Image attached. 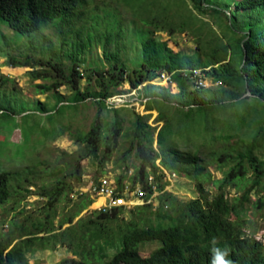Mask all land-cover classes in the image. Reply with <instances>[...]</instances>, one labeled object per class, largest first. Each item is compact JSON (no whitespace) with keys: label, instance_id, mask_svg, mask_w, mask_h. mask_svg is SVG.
I'll use <instances>...</instances> for the list:
<instances>
[{"label":"trees","instance_id":"obj_1","mask_svg":"<svg viewBox=\"0 0 264 264\" xmlns=\"http://www.w3.org/2000/svg\"><path fill=\"white\" fill-rule=\"evenodd\" d=\"M120 3L133 16L134 25L139 21L146 27L134 30L139 52L131 62L127 54L132 43L127 39L125 23L116 13L107 12L102 20L97 8L93 13L86 9L90 5L88 0H0V24L13 35L38 37L43 55L36 57L32 50L37 48L32 45L29 48L32 53L11 56L6 48L19 44L0 31V56L6 58L9 67L29 68L27 74L32 81L51 78L50 84L36 87L43 93L52 91L50 96L55 101L47 106L23 98L21 108L16 110L19 95L5 92V86L12 81L0 74V98L14 96L13 106L0 101V117L25 114L26 118L56 122L57 116L75 111L87 101L99 112L115 114L112 120H102L97 113L88 131L72 134L80 150L63 163L64 167L54 169L46 165L39 170V162L0 172L1 208L19 194H30L29 188L35 186L41 175L56 178L54 184L40 186L35 192L47 201L40 209L41 216L30 221V227L13 223L10 230L0 233V264H28L29 255L35 251L58 247L70 249L73 257L55 264H213L214 250L226 252L224 258L229 264H264V243L243 231L247 206L257 210L264 207V199L259 196L260 189H264V160L256 162L255 158L264 146V27L261 25L264 0H120ZM205 16H210L213 23L206 21ZM76 23L80 25L73 29ZM49 27L56 28L63 37L58 48L54 49L43 34ZM83 31L86 39L82 43L78 38ZM157 32L168 36L190 35L194 38V52H174L167 41L155 35ZM67 45L70 49L64 50ZM97 48L101 57L88 61L87 56ZM82 66L85 74L79 72ZM197 69H207L204 74L219 85L194 88L190 73ZM160 73L171 75L183 106L159 98L157 92L161 88L150 82ZM82 80L85 85L80 84ZM64 84L68 95L58 90ZM124 84L129 92L140 87L146 90L141 100L145 111H156L157 121L163 122L156 135L157 150L153 148L156 128L147 124V116L133 112L131 128L124 131L117 117L119 110L115 103L108 102L123 94ZM247 93L252 96H246ZM251 99L257 105L252 109L251 121L248 124L241 121L237 131L244 127L246 131L236 146L219 152L211 150L205 156L198 150L183 151L175 147L174 137L179 136L173 130L171 117L184 113L190 116L216 107L225 111L229 105ZM164 106L174 114L167 115ZM56 133L54 128L53 137ZM233 137L235 134L227 133L224 139L229 141ZM120 139H126L129 148L122 153L117 166L123 167L122 174L115 178L119 184L126 180L133 186L138 182L149 192L145 202L133 210L87 211L86 216L74 223L93 203L89 195L82 194L55 223L57 204L64 195L73 194L68 177L80 183V162L87 158L92 163L108 160L120 146ZM132 150L139 164L128 176L126 160ZM211 165L223 175L212 182L216 191L213 195L206 188ZM163 170L192 181L197 197L179 202L164 192L167 183H162ZM148 177L153 178L155 192L159 194L161 204L156 210L148 202L153 191L147 185ZM230 189H235L237 195L230 196ZM251 195H257L254 201ZM187 221L194 225L197 239L181 245L178 227ZM64 225L67 227L63 228ZM155 242L159 247L147 256L140 253L142 245Z\"/></svg>","mask_w":264,"mask_h":264},{"label":"rangeland","instance_id":"obj_2","mask_svg":"<svg viewBox=\"0 0 264 264\" xmlns=\"http://www.w3.org/2000/svg\"><path fill=\"white\" fill-rule=\"evenodd\" d=\"M188 1V0H186ZM89 4L87 10L93 13L92 10L97 8V14L105 20V14L111 12L117 14L118 18L125 23L127 29V39L132 43L128 50L129 61L135 60L138 55L139 47L136 44L134 30L136 28L145 29L139 21H136L134 25V18L131 13L123 7L120 0H88ZM206 21H211L210 16L204 17ZM110 21V20H109ZM213 23V22H212ZM104 24V23H103ZM80 23H76L74 28L79 27ZM261 25L264 27V19L261 21ZM103 27V26H102ZM216 31H220L217 26L213 25ZM103 29V28H102ZM65 30V29H64ZM0 31L14 39L19 45H12L6 48V51L15 57H23L25 54L36 52V57H42L40 50V44L42 43L38 37L29 36H17L7 29L6 26L0 24ZM68 31V30H67ZM44 36L51 41L54 49L58 48L61 43L62 35L54 28L49 27L43 32ZM155 35L161 40L167 41L169 46L174 52H181L191 54L195 50L194 38L187 34H176L174 36H168L164 32H157ZM86 39V32L80 33L78 40L84 42ZM32 40V41H31ZM69 41V39H67ZM69 43V42H68ZM35 45L37 49L30 51V47ZM70 45V44H69ZM69 45L64 46L65 49H70ZM47 56V55H46ZM101 57V50L97 48L91 54L87 56L88 61L96 60ZM29 68L25 67H9L6 65V58L0 56V74L9 78L12 82L5 86V92H15L19 96H16V110L20 109L22 103L26 99L28 102L38 100L43 103H47V106L53 105L55 102L53 97L50 96L51 92H42L41 89L36 87L37 84H50L51 78H44L36 81H32L27 72ZM81 74H85L84 67L79 70ZM81 85H85V81L80 82ZM150 84L157 85L161 89L157 92L159 98L164 102L172 105L183 106V99L175 87L174 83L166 82L164 80H154ZM59 92L68 95L69 91L67 85H61ZM122 93L116 95L114 100L119 113L118 119L122 121L124 131H129L131 124L134 120L133 112L147 116V124L153 128H156L154 133L155 142L153 148L157 150L156 135L158 130L163 125V122L157 121L156 111H145L141 102L143 91L142 87L138 91H128V85L124 84L122 87ZM14 98V96H12ZM10 98H0L1 104L8 105L9 102L12 106L14 101ZM24 98V99H23ZM127 105V106H126ZM256 101L249 100L247 103L239 102L235 105H229L225 111L222 108L216 107L207 112L198 111L194 112L190 116H185V113L181 116L171 117L173 130L176 131L179 137H174L175 147L183 151H195L198 150L202 156H205L208 151L214 150L216 152L222 151L230 146H236L240 138L244 135L246 128H242L241 131H237L241 127V121L247 124L251 121L252 109L255 107ZM247 106L249 110H247ZM31 107H33L31 105ZM165 112L169 116L174 113L164 106ZM99 114L102 120H112L115 116L113 112H99L97 107L90 101H87L83 105L79 106L75 111H66L63 116H57L55 121L50 122L47 119L35 120L34 118H26L25 114L13 117H0V172L13 171L26 166H32L33 164H40L39 170L44 169L43 166H50V168L56 169V167H62L63 163L70 160L73 153L80 150L72 139V134L77 131L86 132L89 130L90 124L95 119L96 114ZM56 129V136L53 137L54 128ZM235 128L236 130H234ZM253 132H256L257 128L253 126ZM235 134V137L229 141L224 139L226 134ZM118 149L112 153L108 160L92 163L90 159H84L80 162L82 167L81 182L75 183L68 177V182L73 185V194L64 195L60 202L57 204L56 212L57 217L55 223L62 218L73 206V203L79 198L80 192H88L90 185L97 182L100 177L114 179L116 176L122 174V168L117 167L122 161V153L129 148V144L126 139H120ZM135 151L132 150L127 157L126 164L129 167L128 176H131L135 167L138 166V161L134 156ZM256 162L264 160V146L256 153ZM159 166V160L156 161ZM64 167V166H63ZM210 174V181L207 182L206 188L211 195L216 193L212 182L214 180L221 179L223 177L220 171L216 170L215 165L208 167ZM162 183H167L164 188V192L171 194L179 202H188L197 197L194 183L184 177L181 174H172L163 170ZM43 174L41 179L35 181V186L30 187V194H19L8 203L5 207H0V233L7 232L13 227V223L26 227H30V221H33L38 216H41L40 209L47 201L46 198H42L35 194L40 186H51L54 184L56 178L46 176ZM264 185V181H263ZM13 189V188H12ZM259 196L264 199V189H260ZM237 191L230 189V196H236ZM257 195H251V201H254ZM97 202L92 203L88 209L81 212V214L74 220V223L81 217L87 215V211H92ZM159 194L156 193L151 199L152 209L156 210L160 206ZM134 208H132L133 210ZM129 217V213H125V218ZM245 227L243 231L247 235H251L257 240L264 243V207L260 210L247 206V211L244 214ZM67 227L64 225L63 228ZM179 241L181 245L187 243H194L197 239V231L194 228L192 222L179 225ZM159 247V243H147L142 245L140 253L143 256H147L153 250ZM111 256V255H110ZM73 254L70 249L65 247H58L54 250L45 249L41 251H35L28 257V264H55L64 258H72Z\"/></svg>","mask_w":264,"mask_h":264},{"label":"built area","instance_id":"obj_3","mask_svg":"<svg viewBox=\"0 0 264 264\" xmlns=\"http://www.w3.org/2000/svg\"><path fill=\"white\" fill-rule=\"evenodd\" d=\"M205 71H207V69H197L190 73V80L194 88H208L219 85V82H213L210 77L206 76L204 74ZM157 79L164 80L166 82H172L171 75L167 73H160ZM114 97L109 99L108 102L118 105L114 100ZM147 183L148 187L153 190L151 194L152 199L157 193L155 192L156 188L153 178L148 177ZM86 192L81 191L80 195H89L93 200V203L98 202L100 199L103 200L99 206L92 210L101 211L103 213L117 208L129 210L136 206H140L145 202L146 195L149 194V192L143 189L138 182L132 186V184L126 180L122 184H119V181L116 178L110 179L105 177H100L97 182L91 184L90 188L88 189L89 193ZM151 199L148 202H151Z\"/></svg>","mask_w":264,"mask_h":264},{"label":"clouds","instance_id":"obj_4","mask_svg":"<svg viewBox=\"0 0 264 264\" xmlns=\"http://www.w3.org/2000/svg\"><path fill=\"white\" fill-rule=\"evenodd\" d=\"M226 255V252L214 250L213 264H229V261L224 258Z\"/></svg>","mask_w":264,"mask_h":264},{"label":"bare ground","instance_id":"obj_5","mask_svg":"<svg viewBox=\"0 0 264 264\" xmlns=\"http://www.w3.org/2000/svg\"><path fill=\"white\" fill-rule=\"evenodd\" d=\"M102 201H103L102 199L98 200L95 206H99L102 203Z\"/></svg>","mask_w":264,"mask_h":264},{"label":"water","instance_id":"obj_6","mask_svg":"<svg viewBox=\"0 0 264 264\" xmlns=\"http://www.w3.org/2000/svg\"><path fill=\"white\" fill-rule=\"evenodd\" d=\"M246 96H252L250 93H247Z\"/></svg>","mask_w":264,"mask_h":264}]
</instances>
